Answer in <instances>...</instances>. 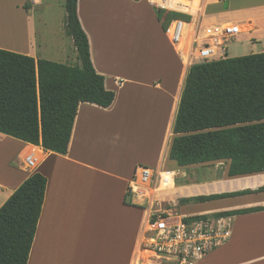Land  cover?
I'll return each mask as SVG.
<instances>
[{"label":"crops","instance_id":"obj_1","mask_svg":"<svg viewBox=\"0 0 264 264\" xmlns=\"http://www.w3.org/2000/svg\"><path fill=\"white\" fill-rule=\"evenodd\" d=\"M65 4L66 0H0V21L12 16L25 22L23 38L0 37V48L36 59L77 63ZM204 12L203 26L240 25L225 57L264 52V0H206ZM78 15L89 38L93 64L105 75L106 88L114 90L116 98L108 108L79 104L65 155L0 132V208L27 178L41 172L48 183L28 264H135L149 204L148 198L131 189L137 166L150 162L157 169L175 170L178 177L187 167L223 160L180 166L169 158L189 69L151 2L78 0ZM190 19L195 21L192 15ZM231 44L240 46L241 52L230 56ZM138 137L145 144L151 140L145 146L137 145V140L130 144L129 138ZM31 154L37 159L35 168L26 164ZM229 162L210 180H187L176 186L175 194L182 201L264 186V172L229 176ZM181 176L187 178L184 171ZM160 197L168 200V208L176 214L168 193ZM183 202L176 206L183 209ZM209 204L213 206L204 208ZM198 205L200 209L179 215L264 206V191ZM197 264H264V210L233 215L230 241Z\"/></svg>","mask_w":264,"mask_h":264},{"label":"trees","instance_id":"obj_2","mask_svg":"<svg viewBox=\"0 0 264 264\" xmlns=\"http://www.w3.org/2000/svg\"><path fill=\"white\" fill-rule=\"evenodd\" d=\"M65 7L77 64L0 48V132L64 155L79 104L108 108L116 98L93 64L78 0H66ZM157 14L164 29L175 18L190 19L163 9ZM172 132L169 158L180 166L229 160V176L264 172V52L194 64L184 81ZM47 183L44 174L33 173L0 208V264H28ZM263 191L261 186L182 201L206 202ZM261 210L264 206L215 215Z\"/></svg>","mask_w":264,"mask_h":264},{"label":"built area","instance_id":"obj_3","mask_svg":"<svg viewBox=\"0 0 264 264\" xmlns=\"http://www.w3.org/2000/svg\"><path fill=\"white\" fill-rule=\"evenodd\" d=\"M156 9L192 15L195 21L175 18L165 33L177 49L185 68L224 58L228 44L240 33V25L231 22L201 25L206 0H149ZM36 157H26L28 167L35 168ZM166 174V175H164ZM175 170L155 169L139 165L134 172L131 189L149 199L142 233L140 254L135 264H197L219 247L228 243L233 234V215L180 216L170 210L162 189L171 181L175 187Z\"/></svg>","mask_w":264,"mask_h":264},{"label":"rangeland","instance_id":"obj_4","mask_svg":"<svg viewBox=\"0 0 264 264\" xmlns=\"http://www.w3.org/2000/svg\"><path fill=\"white\" fill-rule=\"evenodd\" d=\"M1 18H3V16H1ZM38 23H40V21H38ZM238 50H237V49ZM239 49H241L240 46H238L237 44H231L230 45V50H229V55L231 56H234L236 55L237 53L241 52L239 51ZM78 63V62H77ZM77 63H74V64H77ZM150 139V138H149ZM130 144H135L136 143V140H137V145L142 142L143 145L145 146L146 144H148V142H150V140L145 144V142L143 141V137H138L137 139L134 138V139H131L129 138L128 139ZM134 141V142H132ZM144 156V155H143ZM141 162L145 163L147 161H144L142 160ZM149 165L147 164H140V165H145V166H148V167H152V168H155L157 169L156 166H152L150 164V162H147ZM226 163V161H223L221 163H214V164H209V165H194V166H191V167H187L185 169H183L182 171H180V174L178 177H176V181H175V187L173 188L172 191H168V192H164L165 193H168V197L169 199H172V202L171 203V207H175V209L177 210V213L176 215L174 216V219H178L179 217V214H182L183 212H186V213H191V212H194L198 209H200L198 205L199 202H183L182 205H185L183 209L180 208V206H176L177 203H181V199L178 197V193H176V191L174 190L177 187L181 186L183 183L187 182V180L191 181V180H201V181H204V180H210L212 179L214 176H215V172L217 171V169H222L224 168V164ZM138 167V166H137ZM165 168H169V169H173V165H167ZM185 172L186 173V176L187 178H184L183 176H181L182 172ZM163 194V193H162ZM199 206V207H198ZM210 206H213V205H210L209 206H204V208H207V207H210ZM213 213H211L210 215H212Z\"/></svg>","mask_w":264,"mask_h":264},{"label":"bare ground","instance_id":"obj_5","mask_svg":"<svg viewBox=\"0 0 264 264\" xmlns=\"http://www.w3.org/2000/svg\"><path fill=\"white\" fill-rule=\"evenodd\" d=\"M15 20H17V18ZM15 20L12 16H6V20L4 18L3 21H0V37L13 41H17V40L20 41V39L23 38L21 37V35H23L24 33L25 22L19 21V19L18 21ZM114 55H116L115 56L116 58L120 56L117 54V52H115ZM172 188H174V184L172 181L168 185L167 184L162 185V189H172Z\"/></svg>","mask_w":264,"mask_h":264}]
</instances>
